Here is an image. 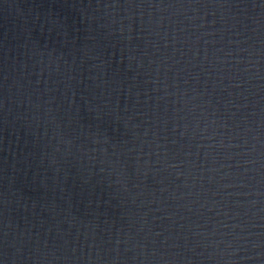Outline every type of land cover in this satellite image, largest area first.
Instances as JSON below:
<instances>
[{"label":"water","instance_id":"obj_1","mask_svg":"<svg viewBox=\"0 0 264 264\" xmlns=\"http://www.w3.org/2000/svg\"><path fill=\"white\" fill-rule=\"evenodd\" d=\"M0 264H264V0H0Z\"/></svg>","mask_w":264,"mask_h":264}]
</instances>
